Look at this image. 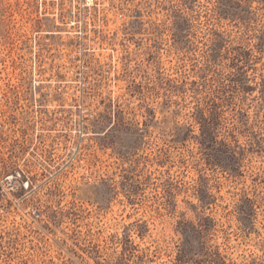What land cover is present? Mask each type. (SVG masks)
Returning <instances> with one entry per match:
<instances>
[{
  "label": "rangeland",
  "instance_id": "1",
  "mask_svg": "<svg viewBox=\"0 0 264 264\" xmlns=\"http://www.w3.org/2000/svg\"><path fill=\"white\" fill-rule=\"evenodd\" d=\"M72 35L77 155L0 203V264H264V0H96Z\"/></svg>",
  "mask_w": 264,
  "mask_h": 264
},
{
  "label": "built area",
  "instance_id": "2",
  "mask_svg": "<svg viewBox=\"0 0 264 264\" xmlns=\"http://www.w3.org/2000/svg\"><path fill=\"white\" fill-rule=\"evenodd\" d=\"M95 1L0 0V203L40 186L77 155V92L87 87L65 85L75 81L72 70L63 72V46L77 44L72 30ZM68 52L73 63L76 50Z\"/></svg>",
  "mask_w": 264,
  "mask_h": 264
},
{
  "label": "snow or ice",
  "instance_id": "3",
  "mask_svg": "<svg viewBox=\"0 0 264 264\" xmlns=\"http://www.w3.org/2000/svg\"><path fill=\"white\" fill-rule=\"evenodd\" d=\"M261 45H262V46L260 47V52L257 53L256 59H257V60H261L260 71H261L262 73H264V59H262V58H264V39H262V41H261ZM224 67H225V66H222V69H223ZM246 75H247V74H246ZM176 115H178V113L173 114V121H174V123H175V116H176ZM190 117H193V119L190 120ZM211 118H212L213 121L216 120V116H215V115H212ZM165 122H167L166 119H165ZM201 122H206V121H205V114H204L203 110H201V111L199 112V114H196V113H194L193 111L190 110V111L188 112V114L185 115L184 119L181 120L179 123H180L181 125H185V124H190V123L199 124V123H201ZM226 127H227V126H226ZM183 130H184V129H183L182 127H178V128H176V132H177L178 135H179V133H180L181 131H183ZM229 131H230V129H229ZM246 142H248V141H247V137H245L244 139H240V140L237 141V143L240 144V145H243V144L246 143ZM189 179H191V177H189ZM188 203H190V204L194 207V203H193V202L188 201Z\"/></svg>",
  "mask_w": 264,
  "mask_h": 264
}]
</instances>
